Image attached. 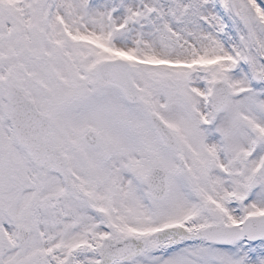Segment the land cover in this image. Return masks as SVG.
Returning a JSON list of instances; mask_svg holds the SVG:
<instances>
[{
	"label": "snow or ice",
	"instance_id": "snow-or-ice-1",
	"mask_svg": "<svg viewBox=\"0 0 264 264\" xmlns=\"http://www.w3.org/2000/svg\"><path fill=\"white\" fill-rule=\"evenodd\" d=\"M0 264H264V0H0Z\"/></svg>",
	"mask_w": 264,
	"mask_h": 264
}]
</instances>
